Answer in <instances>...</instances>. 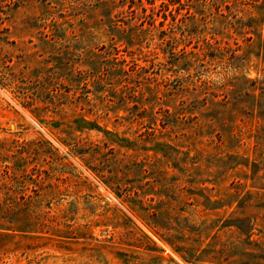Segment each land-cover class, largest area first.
I'll use <instances>...</instances> for the list:
<instances>
[{
    "label": "rangeland",
    "instance_id": "obj_1",
    "mask_svg": "<svg viewBox=\"0 0 264 264\" xmlns=\"http://www.w3.org/2000/svg\"><path fill=\"white\" fill-rule=\"evenodd\" d=\"M0 264H264V0H0Z\"/></svg>",
    "mask_w": 264,
    "mask_h": 264
}]
</instances>
